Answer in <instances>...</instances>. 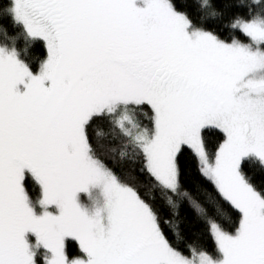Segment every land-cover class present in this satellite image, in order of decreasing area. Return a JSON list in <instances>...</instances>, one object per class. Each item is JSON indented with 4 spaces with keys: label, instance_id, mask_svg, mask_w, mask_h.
I'll use <instances>...</instances> for the list:
<instances>
[{
    "label": "snow or ice",
    "instance_id": "obj_1",
    "mask_svg": "<svg viewBox=\"0 0 264 264\" xmlns=\"http://www.w3.org/2000/svg\"><path fill=\"white\" fill-rule=\"evenodd\" d=\"M0 264H264V0H0Z\"/></svg>",
    "mask_w": 264,
    "mask_h": 264
},
{
    "label": "trees",
    "instance_id": "obj_2",
    "mask_svg": "<svg viewBox=\"0 0 264 264\" xmlns=\"http://www.w3.org/2000/svg\"><path fill=\"white\" fill-rule=\"evenodd\" d=\"M244 2H247V0H244ZM3 23L6 26H9V22L7 20L3 21ZM209 27H216L220 28L221 26L217 23L215 25L210 24ZM29 60H39L43 58V51L39 47H35L32 50V53L27 57ZM208 143H209V148L212 149L216 146L219 140V136L216 134H211L207 137ZM97 143V152L100 154L102 157L108 158L111 156V144L110 142L105 139L102 141H98ZM109 166L113 167L116 169L117 173L122 177V179L126 180L128 183L139 187L141 190V193L147 196H151L153 194V190L150 187V181H148L147 177L144 175H140L138 172H134L131 170V165L128 164H117L113 163L112 159L108 160ZM194 174V172H193ZM143 182V183H141ZM184 188L189 191L190 195L197 200H203L206 197L207 191L210 190V185H203L200 186L199 189L198 187L194 184L191 175L186 178V183L184 185ZM155 195L157 197L156 199V207L160 209L162 217H167L168 215V210L163 207V198L165 197V194L159 191L155 192ZM188 210V205L185 203L184 207L182 208V213ZM232 219L234 220L235 217L233 216ZM231 222V221H230ZM184 228V232L186 235L187 240H193L194 236L193 233H203L202 235L199 236L198 242L194 244V247L197 249V251L202 250V249H208L211 250L213 246V241L209 238L206 232H204L203 226L202 225H196L195 227L192 226H187V225H182ZM187 241L180 242L179 246L181 248H184V243ZM185 254L189 255V258H192L191 254H189L188 250L185 248L184 249Z\"/></svg>",
    "mask_w": 264,
    "mask_h": 264
}]
</instances>
